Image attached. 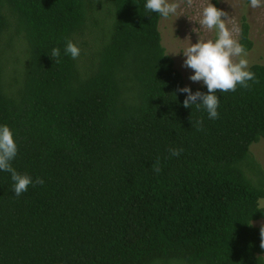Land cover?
<instances>
[{
	"label": "trees",
	"instance_id": "1",
	"mask_svg": "<svg viewBox=\"0 0 264 264\" xmlns=\"http://www.w3.org/2000/svg\"><path fill=\"white\" fill-rule=\"evenodd\" d=\"M144 3L0 0V124L45 181L17 197L0 172V264H264V64L218 119L185 108Z\"/></svg>",
	"mask_w": 264,
	"mask_h": 264
},
{
	"label": "clouds",
	"instance_id": "2",
	"mask_svg": "<svg viewBox=\"0 0 264 264\" xmlns=\"http://www.w3.org/2000/svg\"><path fill=\"white\" fill-rule=\"evenodd\" d=\"M187 4L191 6L192 0H187ZM248 5L252 9L261 8L264 7V0H248ZM179 7L177 0H145L144 3L146 11L156 13L163 19L177 15ZM224 17H228V13L218 9L212 0H207V6L203 7L201 17L196 21L199 27L192 29L198 35V41L190 43V46L181 52L185 58L183 67L194 72L189 79L194 83L202 82V86L207 89L206 93L199 90L193 92L188 86L178 89L179 93L186 94L183 106L192 108L195 105L197 109L202 108L211 120L219 118L218 90L219 93H226L235 91L237 86L247 88L248 82L255 79V73L248 70L247 51L234 36L239 29L234 26V21L230 17L227 19ZM230 24L233 27L230 28ZM202 31H214L215 39L202 38ZM64 55L70 56L73 60L78 59L81 49L72 41H68L64 47ZM60 56L61 50L53 48L50 58L58 60ZM18 151L15 133L7 124H0V172L10 174L12 190L17 197L27 192L30 186L45 183L42 178L33 179L28 174L16 171L12 161L17 157ZM170 151L173 156L180 155V150ZM261 235L264 236V228L261 229ZM261 247H264V243Z\"/></svg>",
	"mask_w": 264,
	"mask_h": 264
},
{
	"label": "rangeland",
	"instance_id": "3",
	"mask_svg": "<svg viewBox=\"0 0 264 264\" xmlns=\"http://www.w3.org/2000/svg\"><path fill=\"white\" fill-rule=\"evenodd\" d=\"M180 7L177 15L168 19H161L160 31L162 44L166 53L173 59L175 67L182 73L186 86H202V82L194 83L189 77L194 74L193 70L183 67L184 57L181 53L190 43L198 41V35L192 31L198 28L196 23L201 17L203 7L207 6V0H192L191 6L187 0H177ZM212 3L220 10L228 13V17L234 21V26L239 29L234 33L235 38L241 41L242 23L246 21L250 27V40L253 48L247 52L246 59L250 68L254 64H264V7L252 9L247 0H212ZM229 27H233L232 24ZM204 39H215V32L202 31ZM181 53V54H180ZM237 62L239 57L236 58ZM252 153L264 169V140L252 146ZM264 207V199L261 201Z\"/></svg>",
	"mask_w": 264,
	"mask_h": 264
}]
</instances>
